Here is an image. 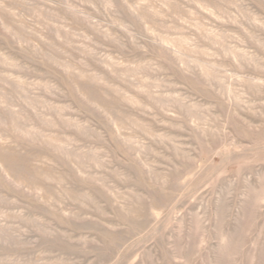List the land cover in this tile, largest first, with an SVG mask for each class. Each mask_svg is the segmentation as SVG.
<instances>
[{"label":"rangeland","instance_id":"374dc122","mask_svg":"<svg viewBox=\"0 0 264 264\" xmlns=\"http://www.w3.org/2000/svg\"><path fill=\"white\" fill-rule=\"evenodd\" d=\"M0 264H264V0H0Z\"/></svg>","mask_w":264,"mask_h":264}]
</instances>
